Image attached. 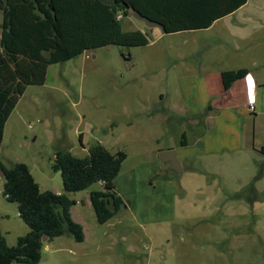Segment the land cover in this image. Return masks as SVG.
<instances>
[{
  "label": "rangeland",
  "instance_id": "1",
  "mask_svg": "<svg viewBox=\"0 0 264 264\" xmlns=\"http://www.w3.org/2000/svg\"><path fill=\"white\" fill-rule=\"evenodd\" d=\"M249 4L264 20V0ZM121 25L125 32H147L151 44L100 47L50 65L45 85L29 87L5 125L0 160L7 167L25 163L41 191L63 192L61 173L52 168L58 149L84 158L100 143L127 155L115 181L126 206L100 224L90 192L103 191V184L70 194L77 202L72 217L82 225L85 240L78 243L65 235L45 243L39 264H264V198L250 206L238 195L257 176L263 156L247 150L199 155L203 128L193 126L196 119L173 131L170 112L161 111L171 105L188 107L194 116L206 111L203 87H180L176 80L188 77L154 73L150 67L153 59H164L165 48L184 52L193 34L154 41L159 28H148L132 15L124 16ZM194 35L212 41L208 34ZM216 123L215 130L204 127L208 139H214L210 148H217L215 138L225 134ZM183 131L192 137L188 148L180 146ZM168 146L177 148L184 174L159 162L158 150ZM254 186L264 194V176ZM28 232L18 205L3 196L1 181L0 233L14 246Z\"/></svg>",
  "mask_w": 264,
  "mask_h": 264
},
{
  "label": "trees",
  "instance_id": "2",
  "mask_svg": "<svg viewBox=\"0 0 264 264\" xmlns=\"http://www.w3.org/2000/svg\"><path fill=\"white\" fill-rule=\"evenodd\" d=\"M248 0H0L3 15L0 35V144L5 124L30 86H44L50 65L65 63L83 53L111 45L144 47L150 43L147 32H125L121 25L133 7L153 22L163 25L166 34L205 30L247 3ZM122 15L121 19L118 16ZM248 69L227 70L221 74L224 89L244 79ZM213 108L209 105L199 116L202 120ZM208 113V114H207ZM193 117L180 116L187 123ZM199 120V119H198ZM199 120V122H200ZM82 139V137H80ZM181 146H187L183 133ZM258 153L264 156V146ZM127 155L112 153L100 143L93 144L88 156L75 157L69 150L58 149L53 170L60 172L63 192L41 191L29 167L15 163L7 167L0 160L3 196L16 203L20 218L29 232L10 246L0 233V264H39L45 243L69 235L76 242L85 240L82 225L74 221L72 208L77 202L70 194L88 190L102 183L103 191H91L90 201L100 224H105L126 206L116 179ZM264 176L259 166L254 180L239 192L250 206L262 201L254 184ZM247 193V195L245 194ZM251 195V197H250ZM44 239H46L44 241Z\"/></svg>",
  "mask_w": 264,
  "mask_h": 264
},
{
  "label": "crops",
  "instance_id": "3",
  "mask_svg": "<svg viewBox=\"0 0 264 264\" xmlns=\"http://www.w3.org/2000/svg\"><path fill=\"white\" fill-rule=\"evenodd\" d=\"M249 2L251 0H248L246 4L232 14L215 21L212 26L205 30L184 31L173 34H166L162 31L154 33L156 35L154 41L163 40V38L170 35L193 34L184 42L187 44L184 52L180 50L179 53V49L176 48L178 53H172V48H165L164 59H161V61L160 58L153 59L150 67L154 73L188 77L185 80L183 78L176 80L180 87H203L207 99L206 107L211 105L213 110L200 122L196 120V123L192 124L198 127L197 130L203 128L197 141L202 151L198 153L199 155L215 153L214 156H221L244 150L258 153L259 148L264 146V52H262L264 49V20L254 15L251 9H248L250 7ZM225 20L228 21L225 24L222 23V25L221 22H225ZM2 22L3 15L0 11V35ZM200 32L206 34V36H211L212 41L210 44L206 42L208 39L203 40L205 37L200 38L194 35ZM244 59L249 60V65L243 66L242 60ZM131 60L134 61L133 58ZM239 69H248L249 74L244 79L235 82L226 91L221 79L222 72ZM182 99H184L183 96ZM250 107H254V109L251 110ZM161 111L170 112L169 126L173 131L175 126L187 125L178 120H171L175 113L181 112V114L183 113L181 116L184 117L194 116L188 107L183 105L178 110L177 106L171 105L170 109L163 108ZM214 112L215 114H213ZM202 113L204 112L202 111L200 114ZM216 122L225 128V134L219 141L218 137L215 138L220 144L217 148H210L209 145L214 139L212 137L208 139L204 127L207 128V131L215 130ZM229 125H234L235 130L230 131ZM185 133L187 137L186 148H188L192 137L188 135L187 131ZM167 150H174L178 160V151L174 146H168L158 151L160 153ZM190 158L196 159L195 157ZM159 162H161L160 158ZM160 167L162 168V165ZM171 182L169 178L168 183ZM55 193L59 194L61 192L57 191Z\"/></svg>",
  "mask_w": 264,
  "mask_h": 264
},
{
  "label": "water",
  "instance_id": "4",
  "mask_svg": "<svg viewBox=\"0 0 264 264\" xmlns=\"http://www.w3.org/2000/svg\"><path fill=\"white\" fill-rule=\"evenodd\" d=\"M107 4H112L115 0H102ZM128 12L136 20L142 21L148 28H159L163 33L165 29L163 25L157 22H153L147 17L143 16L140 12L136 11L133 7H129ZM159 158L164 165H168L169 171L175 174H183L182 164L177 160L176 152L174 150L162 151L159 154ZM46 239H44L45 241Z\"/></svg>",
  "mask_w": 264,
  "mask_h": 264
},
{
  "label": "built area",
  "instance_id": "5",
  "mask_svg": "<svg viewBox=\"0 0 264 264\" xmlns=\"http://www.w3.org/2000/svg\"><path fill=\"white\" fill-rule=\"evenodd\" d=\"M121 18H122V15H119V16H118V19H121ZM250 109L253 110L254 107H250Z\"/></svg>",
  "mask_w": 264,
  "mask_h": 264
}]
</instances>
